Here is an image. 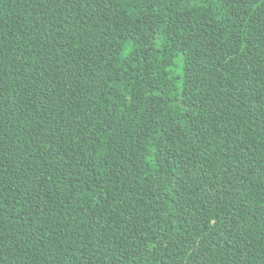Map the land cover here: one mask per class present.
I'll list each match as a JSON object with an SVG mask.
<instances>
[{"label": "trees", "instance_id": "trees-1", "mask_svg": "<svg viewBox=\"0 0 264 264\" xmlns=\"http://www.w3.org/2000/svg\"><path fill=\"white\" fill-rule=\"evenodd\" d=\"M0 264H264V0H0Z\"/></svg>", "mask_w": 264, "mask_h": 264}]
</instances>
